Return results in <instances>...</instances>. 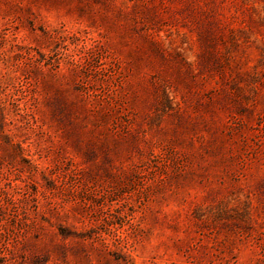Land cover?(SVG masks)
<instances>
[{"label":"rangeland","instance_id":"rangeland-1","mask_svg":"<svg viewBox=\"0 0 264 264\" xmlns=\"http://www.w3.org/2000/svg\"><path fill=\"white\" fill-rule=\"evenodd\" d=\"M0 264H264V0H0Z\"/></svg>","mask_w":264,"mask_h":264}]
</instances>
